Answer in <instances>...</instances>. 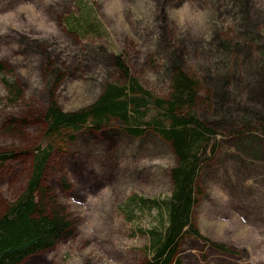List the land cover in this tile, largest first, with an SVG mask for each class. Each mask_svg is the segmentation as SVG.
Masks as SVG:
<instances>
[{
  "label": "rangeland",
  "instance_id": "1",
  "mask_svg": "<svg viewBox=\"0 0 264 264\" xmlns=\"http://www.w3.org/2000/svg\"><path fill=\"white\" fill-rule=\"evenodd\" d=\"M72 1L0 0V153H16L0 167V215L25 188L31 152L45 144L48 106L73 112L94 103L117 79L113 49L156 95H167L176 66L197 78L202 119L228 136L202 177L195 223L241 255L187 242L183 264H264V139L233 135L245 120L264 127V0H95L106 37L87 42L64 26ZM175 165L158 136L133 139L117 124L62 145L43 188L66 209L73 234L23 264H144L147 240L132 236L119 205L135 193L168 196Z\"/></svg>",
  "mask_w": 264,
  "mask_h": 264
},
{
  "label": "trees",
  "instance_id": "2",
  "mask_svg": "<svg viewBox=\"0 0 264 264\" xmlns=\"http://www.w3.org/2000/svg\"><path fill=\"white\" fill-rule=\"evenodd\" d=\"M72 3L73 9L63 21L67 32L83 42L106 37L95 0ZM257 45L262 48V41L258 40ZM107 56L117 79L105 84L94 103L73 112L64 111L55 102L46 109L45 144L31 152V172L25 188L0 215V264H23L73 234L66 209L43 188L46 172L62 145L75 143L80 134L113 124L133 139L153 133L173 150L176 159L168 196L150 198L135 193L119 205L132 236L147 240L144 264H183L182 249L187 242L200 243L205 250L222 256H240L234 246L205 237L195 223L202 177L219 157L228 137L202 119L200 81L176 66L169 77L167 95L159 96L134 75L125 54L110 49ZM5 71L0 63V73ZM3 83L10 93L17 90L14 83L6 79ZM244 122L246 126L233 133L236 138L247 134L264 139V127L251 120ZM15 158L14 152H1L0 167Z\"/></svg>",
  "mask_w": 264,
  "mask_h": 264
}]
</instances>
